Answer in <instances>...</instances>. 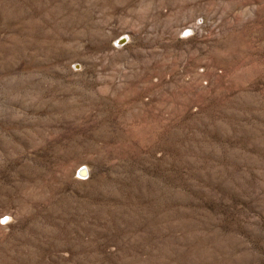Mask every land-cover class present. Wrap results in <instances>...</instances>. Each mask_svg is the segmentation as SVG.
<instances>
[{
	"label": "rangeland",
	"instance_id": "obj_1",
	"mask_svg": "<svg viewBox=\"0 0 264 264\" xmlns=\"http://www.w3.org/2000/svg\"><path fill=\"white\" fill-rule=\"evenodd\" d=\"M0 264H264V0H0Z\"/></svg>",
	"mask_w": 264,
	"mask_h": 264
},
{
	"label": "bare ground",
	"instance_id": "obj_2",
	"mask_svg": "<svg viewBox=\"0 0 264 264\" xmlns=\"http://www.w3.org/2000/svg\"><path fill=\"white\" fill-rule=\"evenodd\" d=\"M80 175L85 176L86 175V172L85 171H81L80 172Z\"/></svg>",
	"mask_w": 264,
	"mask_h": 264
}]
</instances>
